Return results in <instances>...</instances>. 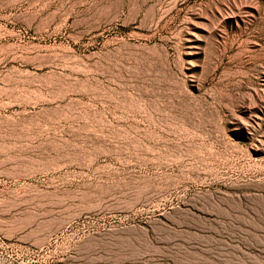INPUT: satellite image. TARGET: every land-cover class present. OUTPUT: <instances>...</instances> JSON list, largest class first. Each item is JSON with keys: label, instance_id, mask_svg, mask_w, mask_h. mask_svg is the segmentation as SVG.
Wrapping results in <instances>:
<instances>
[{"label": "rangeland", "instance_id": "rangeland-1", "mask_svg": "<svg viewBox=\"0 0 264 264\" xmlns=\"http://www.w3.org/2000/svg\"><path fill=\"white\" fill-rule=\"evenodd\" d=\"M9 44L0 264H264V0H0Z\"/></svg>", "mask_w": 264, "mask_h": 264}, {"label": "bare ground", "instance_id": "bare-ground-1", "mask_svg": "<svg viewBox=\"0 0 264 264\" xmlns=\"http://www.w3.org/2000/svg\"><path fill=\"white\" fill-rule=\"evenodd\" d=\"M12 51L13 54H10ZM19 61L23 64H28V57H26L23 51L16 52L14 51L10 44L9 45H0V67L7 66L9 62ZM14 66V65H13ZM40 66V65H38ZM3 81L1 69H0V82ZM18 90L0 86V106H8L14 103H21V99L18 97Z\"/></svg>", "mask_w": 264, "mask_h": 264}]
</instances>
